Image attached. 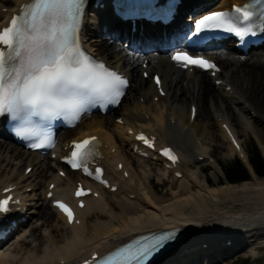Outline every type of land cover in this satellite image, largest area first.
<instances>
[{
    "label": "bare ground",
    "instance_id": "6f19581e",
    "mask_svg": "<svg viewBox=\"0 0 264 264\" xmlns=\"http://www.w3.org/2000/svg\"><path fill=\"white\" fill-rule=\"evenodd\" d=\"M28 1L0 0V7L16 10ZM205 1L185 0L183 6L188 8L192 17L205 6ZM242 1L245 0H221L208 5H215L214 10H218ZM5 17L7 15L0 12V22ZM84 33L88 48L109 65L130 75L132 88L128 94L129 101L121 104L117 117L96 115L87 118L75 130L63 132L59 141H66L65 145L83 135L99 136L104 156L102 163L108 177L118 185V191L112 198L103 192L99 200L89 199L87 207L81 211L80 224L70 227L66 219L47 202L45 191L48 181H56L58 190L55 194L62 196V191L72 188L79 178H59L57 170L51 166L53 162L8 143L5 134L0 132V191L16 185V194L22 196L32 209V221L35 216L42 221L41 225L33 226L31 230L29 225L24 226L20 235L22 240L0 250V264H76L78 259L84 260L95 251L111 250L127 237L171 227L177 228L185 236V241H192V245H197L202 252L206 250L205 244L215 246L217 239L223 238V230L226 233L245 230L254 236L252 246L259 240H262L260 244H264V179L254 176L251 181L239 185H220L222 169L215 160L216 181H210L203 174V164L213 157L207 151L204 138L197 139L198 129L207 138L214 137L212 129L218 128L226 141L227 137L219 125L212 122L213 116L223 115L231 124L235 136L234 123L256 133L264 152V115L251 104L255 102L264 106V52L254 53L246 61L236 53L215 57L222 68V74L216 80H223L231 86L232 91L228 92L227 86H217L209 74L196 70L189 77L170 60L167 56L169 51L180 47L178 38L168 36L161 52L151 56L143 53L141 48L154 44L152 37L142 41V46L138 48L126 46L109 16L101 20L94 13L89 15ZM140 62L151 65V70L162 74L168 92L166 99L152 92L154 88L150 81L143 78ZM156 96L159 97L158 103L154 100ZM192 105H196L198 110L195 122L190 126ZM118 118L122 119V125L116 123ZM141 129L157 135L160 146L174 145L182 152L187 161L181 167L182 179L164 169L153 175L141 164H146V161L131 153L129 139L132 142ZM130 130L132 135L128 134ZM238 138L241 140L239 135ZM197 141L203 144L199 146ZM243 148L241 152L248 161ZM227 149L225 160H231L236 152L230 145ZM201 157H205L204 162H200ZM119 163L128 172L127 179L122 177L123 171L116 170ZM29 166H34V170L28 177H23ZM152 176H156L162 184L165 179L170 182L168 192L162 197L157 196L159 190L152 186ZM29 187L34 188L32 193L25 192ZM236 205L242 209L237 210ZM104 217L107 219L102 220ZM93 218L98 221L95 225L90 222ZM183 245L184 242L177 245L166 260L173 264H188V257H180L181 250L185 248ZM205 258L216 264L225 259V254L215 249L207 252L204 261ZM197 260L191 264H198Z\"/></svg>",
    "mask_w": 264,
    "mask_h": 264
},
{
    "label": "snow or ice",
    "instance_id": "6c2138e0",
    "mask_svg": "<svg viewBox=\"0 0 264 264\" xmlns=\"http://www.w3.org/2000/svg\"><path fill=\"white\" fill-rule=\"evenodd\" d=\"M83 9L84 0H30L9 26L0 29V115L10 114L19 122L17 135L34 141L29 147L53 146L43 123L37 126L33 117L51 120L63 116L75 121L97 104L119 103L127 87L128 81L122 75L86 54L80 46ZM254 28L264 30V0H250L244 6H234L231 12L204 15L195 20L192 35L199 37L201 33L222 30L243 39L255 35ZM172 59L184 67L191 64L205 70L216 69L214 63L187 52H176ZM156 83L160 84L158 77ZM139 139L150 144L143 135ZM95 140L92 137L74 143L68 160L73 168H82L87 175H93L87 164L95 154ZM163 152L176 159L170 149ZM87 194L82 188L76 193ZM10 199L0 201V211L9 210ZM57 206L72 222L69 206L60 201ZM173 235H161L149 242H138L136 247L123 248L109 255L102 264H146Z\"/></svg>",
    "mask_w": 264,
    "mask_h": 264
},
{
    "label": "rangeland",
    "instance_id": "374dc122",
    "mask_svg": "<svg viewBox=\"0 0 264 264\" xmlns=\"http://www.w3.org/2000/svg\"><path fill=\"white\" fill-rule=\"evenodd\" d=\"M256 97V95H255ZM126 103V102H125ZM251 104L254 105V107H256L259 112L264 115V106H261V105H258L256 104L255 102H251ZM187 105V104H186ZM212 118H210L211 120ZM212 122L215 123L214 121V117L212 119ZM235 127H236V131L239 135V137H241V140L243 141V143L245 144V147L247 149V152L249 153L250 152V149H251V143L254 142L251 138V135L245 130L244 126H236V123H234ZM198 138L203 140L204 138V142L207 144L208 146V149L211 151L215 150L216 152L213 154V157L219 162V164L221 166H231L235 159L234 160H225L226 158V155L228 154V143L226 141L223 140L222 136L220 135V131L218 128H213V134H214V137L213 136H210V137H204V133L202 132L201 129H198ZM263 142H264V137H263ZM211 151V152H212ZM143 164V166L147 169V170H151L152 174L155 175L154 173L157 172L158 170V167L154 164H150V163H141ZM207 166V168L205 167ZM207 170H212L210 172V174H207V176L205 175V172ZM203 174L204 176H206L210 181L212 182H215L216 181V177H215V172H214V169L212 166L206 164L204 165V170H203ZM221 178V183L220 185H227V181L225 178L223 177H220ZM152 179H153V184L152 186L155 187L157 190V196L158 197H162L166 192H168L169 190V180H166V185H161L160 184V181L157 179V177L155 176H152ZM112 202L114 203V205L116 207L117 204L115 203V201L112 200ZM236 209L237 210H240L242 209V207L240 205H236ZM40 218L39 217H36L33 222H31V229H32V226H36V225H41L42 221H38ZM106 218H103L102 220H105ZM98 221L93 219L91 221V224L92 225H95ZM260 259H255L257 257H259V255L257 256L256 254H254L253 252H250V250L247 249L246 252H242V253H238V257L235 258V256H232L230 258H228L226 261H222L220 262V264H264V248L260 251ZM259 254V253H258ZM237 255V254H236ZM257 256V257H255ZM233 259V260H232ZM203 263V260L201 261V264Z\"/></svg>",
    "mask_w": 264,
    "mask_h": 264
},
{
    "label": "trees",
    "instance_id": "16d2710c",
    "mask_svg": "<svg viewBox=\"0 0 264 264\" xmlns=\"http://www.w3.org/2000/svg\"><path fill=\"white\" fill-rule=\"evenodd\" d=\"M250 161L256 174L263 177L264 163L261 161L259 154L254 150L251 152ZM225 174L228 181L232 184H238L249 180L246 170L238 162L232 166L226 167Z\"/></svg>",
    "mask_w": 264,
    "mask_h": 264
}]
</instances>
